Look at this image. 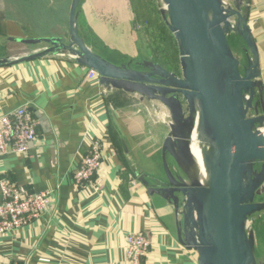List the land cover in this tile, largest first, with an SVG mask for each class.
Here are the masks:
<instances>
[{"label": "crops", "instance_id": "obj_1", "mask_svg": "<svg viewBox=\"0 0 264 264\" xmlns=\"http://www.w3.org/2000/svg\"><path fill=\"white\" fill-rule=\"evenodd\" d=\"M242 1L259 57L264 103V0ZM159 2L81 0L79 36L92 52L115 65L179 67L177 44L162 20ZM71 3L0 0V60L12 62L47 48L20 40H67ZM232 47L243 56L241 42ZM88 70L61 53L0 65V115L23 107L38 123L26 156L0 157V180L51 197L48 211L38 220L0 236V262L127 264L126 237L143 234L149 248L141 264H198L196 251L183 244L172 204L150 196L140 180L162 172L168 110L132 93L106 90L87 79ZM88 134L102 143L99 189H77L72 178L86 153ZM257 200L264 203V184ZM254 233L256 259L264 262V211Z\"/></svg>", "mask_w": 264, "mask_h": 264}, {"label": "water", "instance_id": "obj_2", "mask_svg": "<svg viewBox=\"0 0 264 264\" xmlns=\"http://www.w3.org/2000/svg\"><path fill=\"white\" fill-rule=\"evenodd\" d=\"M72 0L67 40H20L46 49L0 65H16L50 53L73 56L93 70L106 90L156 101L169 112L161 149L162 172L140 178L150 196L168 200L198 264H264L256 259L254 226L264 211L257 198L264 184V103L259 57L242 0H160L162 20L179 54L177 73L155 64L115 65L92 52L79 36ZM231 41L241 42L237 56ZM196 120L212 141L205 156L208 184H188L193 156L190 136ZM186 176V177H185Z\"/></svg>", "mask_w": 264, "mask_h": 264}, {"label": "built area", "instance_id": "obj_3", "mask_svg": "<svg viewBox=\"0 0 264 264\" xmlns=\"http://www.w3.org/2000/svg\"><path fill=\"white\" fill-rule=\"evenodd\" d=\"M87 79L99 82V76L88 70ZM38 123L23 107L8 114L0 115V157L7 155L26 156L31 144L37 138ZM264 128L261 129V132ZM87 150L81 158L78 169L73 173L77 189L93 186L99 189L98 174L103 165L102 143L99 138L88 134ZM137 178H135L136 180ZM131 178V184L134 185ZM0 236L19 231L38 220L50 206L51 197L47 192L34 194L0 180ZM149 248L148 238L143 234L126 237L125 258L127 264H141ZM0 264H11L2 263ZM14 264V263H13Z\"/></svg>", "mask_w": 264, "mask_h": 264}, {"label": "bare ground", "instance_id": "obj_4", "mask_svg": "<svg viewBox=\"0 0 264 264\" xmlns=\"http://www.w3.org/2000/svg\"><path fill=\"white\" fill-rule=\"evenodd\" d=\"M262 133L264 135V130ZM206 139V133L200 130L198 120H196L190 136V149L194 162L190 169L188 184L194 180L198 181L202 186H207L208 184V166L205 163V156L210 155L213 150Z\"/></svg>", "mask_w": 264, "mask_h": 264}, {"label": "rangeland", "instance_id": "obj_5", "mask_svg": "<svg viewBox=\"0 0 264 264\" xmlns=\"http://www.w3.org/2000/svg\"><path fill=\"white\" fill-rule=\"evenodd\" d=\"M159 3H160V2H159ZM160 4H162V3H160ZM127 64H129V63H127ZM130 64H131L132 68L136 69V68H135V67H136V64H132V63H130ZM152 64H154V63H152ZM165 64H166V63H165ZM155 65H159V64H155ZM159 66H160V65H159ZM161 67H163V66H161ZM164 68H166L167 70H173L175 73H177L178 70H179L178 64L175 65L174 68H170V67H168V66H164ZM206 135H207V134H206ZM206 141L209 143L211 149L213 150L214 148H213L212 141L208 138V136H207ZM161 167H162V166H161ZM185 177H186V176H185Z\"/></svg>", "mask_w": 264, "mask_h": 264}, {"label": "trees", "instance_id": "obj_6", "mask_svg": "<svg viewBox=\"0 0 264 264\" xmlns=\"http://www.w3.org/2000/svg\"><path fill=\"white\" fill-rule=\"evenodd\" d=\"M235 44H236V42L231 41V45H232V46H235Z\"/></svg>", "mask_w": 264, "mask_h": 264}, {"label": "flooded vegetation", "instance_id": "obj_7", "mask_svg": "<svg viewBox=\"0 0 264 264\" xmlns=\"http://www.w3.org/2000/svg\"><path fill=\"white\" fill-rule=\"evenodd\" d=\"M171 71H173V70H171Z\"/></svg>", "mask_w": 264, "mask_h": 264}]
</instances>
